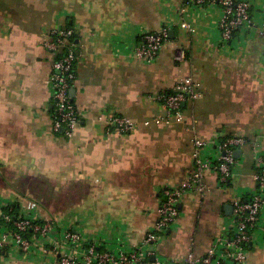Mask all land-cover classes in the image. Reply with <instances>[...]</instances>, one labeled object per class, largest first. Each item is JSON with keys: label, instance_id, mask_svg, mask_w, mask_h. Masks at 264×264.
<instances>
[{"label": "crops", "instance_id": "crops-1", "mask_svg": "<svg viewBox=\"0 0 264 264\" xmlns=\"http://www.w3.org/2000/svg\"><path fill=\"white\" fill-rule=\"evenodd\" d=\"M255 23L264 20V0H248ZM179 0H0V201L35 212L61 230L81 232L97 248L126 250L141 242L158 220L162 188L178 185L193 167L191 133L180 122L146 125L166 109L157 98L192 75L202 96L186 102L201 138L243 135L230 190L208 172L202 196L187 192L181 214L156 247L159 258L183 259L207 252L230 228L232 196L254 189L253 150L264 153V41L256 24L221 43L220 8ZM187 23L189 28L182 27ZM76 32L71 98L81 113L70 137L52 131L54 54L43 45L52 29ZM172 31L156 60H138L134 46L144 32ZM183 51L185 60L175 56ZM127 116L131 131L106 132L105 120ZM247 264H264V241L249 242ZM0 251V264H51Z\"/></svg>", "mask_w": 264, "mask_h": 264}, {"label": "built area", "instance_id": "built-area-1", "mask_svg": "<svg viewBox=\"0 0 264 264\" xmlns=\"http://www.w3.org/2000/svg\"><path fill=\"white\" fill-rule=\"evenodd\" d=\"M179 3L180 12H185L191 6L199 9L208 4L218 6L220 16L217 27L221 43L225 46L232 45L236 31L250 29L254 24L264 41V20L254 22L248 0H179ZM182 27L189 28L184 22ZM74 33L73 27L63 26L52 29L43 39L48 51L61 52L53 60L48 82L52 88V131L57 133L63 129L66 137L74 133L81 118L70 95L73 66L77 59L76 41L72 38ZM168 40L166 26L156 32H144L134 46V55L140 61L154 62ZM175 59L185 60L184 52H178ZM200 88V83L192 75L181 77L168 93L157 96L166 114L144 122L157 126L169 125L173 121L183 123L191 133L193 167L178 185L162 188V198L157 207L158 220L145 232L139 244L126 250L120 242L115 248L99 250L97 247L101 243L81 232L61 230L54 222L41 219L35 212L0 201V251L4 255H18L25 259H45L47 254H51V264H247L246 244L255 241L258 236L264 241V153L256 146L251 174L255 187L247 197L232 196L230 228H224L203 255L189 250L181 260L156 256L157 244L180 217L179 205L183 196L187 192L202 196L208 189L206 175L211 171L217 175L219 188L230 190L237 163L235 152L238 149L242 151L248 144L243 135L233 134L210 141L199 136L197 121L185 117L184 106L186 102L202 96ZM105 124L107 133L117 135L127 133L134 127L133 120L127 116H111L105 120Z\"/></svg>", "mask_w": 264, "mask_h": 264}, {"label": "trees", "instance_id": "trees-1", "mask_svg": "<svg viewBox=\"0 0 264 264\" xmlns=\"http://www.w3.org/2000/svg\"><path fill=\"white\" fill-rule=\"evenodd\" d=\"M67 27H72V25H67ZM237 32V31H236ZM234 35H235V33H234ZM75 37H76V32L74 33V35L72 36V38L75 40ZM52 53V52H51ZM54 54V59H57L58 57H59V55L61 54V52H57V53H53ZM75 62H76V60H75ZM73 73H74V78H73V80H72V83H73V81H74V79H75V63H74V66H73ZM72 83H71V85H72ZM201 89V88H200ZM202 91V90H201ZM166 93H168V92H166ZM52 112H53V109H52ZM248 245L249 244H246V247H248Z\"/></svg>", "mask_w": 264, "mask_h": 264}, {"label": "water", "instance_id": "water-1", "mask_svg": "<svg viewBox=\"0 0 264 264\" xmlns=\"http://www.w3.org/2000/svg\"><path fill=\"white\" fill-rule=\"evenodd\" d=\"M172 34V31L170 30L169 31V35H171ZM70 92H72V90H70ZM70 95H71V93H70ZM61 131H63V129L61 130ZM241 153V150H236V152H235V154H240ZM225 210H226V213L227 214H231L232 213V206L231 205H226L225 206ZM151 259H153V258H151Z\"/></svg>", "mask_w": 264, "mask_h": 264}]
</instances>
